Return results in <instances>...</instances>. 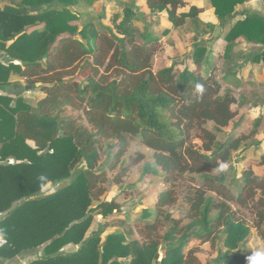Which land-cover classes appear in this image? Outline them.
<instances>
[{
	"label": "trees",
	"instance_id": "16d2710c",
	"mask_svg": "<svg viewBox=\"0 0 264 264\" xmlns=\"http://www.w3.org/2000/svg\"><path fill=\"white\" fill-rule=\"evenodd\" d=\"M94 1L10 0L0 9V232L6 240L0 264L33 255L29 264H250L244 246L252 229L264 243V175L249 167L237 176L232 156L264 120L263 114L250 120L259 105L248 101L237 76L247 64L264 68V15L236 11L252 0H207L215 25L200 20L203 10L185 0H143L148 15L164 16L170 28L156 34L147 24L140 31L134 23L146 24L145 16L129 4L111 25L101 17L80 30L71 25L77 17L70 8ZM33 7L41 9L33 13ZM187 23L194 26L191 50L153 71L162 40ZM241 40L254 50L236 51ZM220 42L218 56L212 48ZM217 57L235 70L217 72ZM12 76L37 86L42 97L26 104ZM227 127L238 136L214 149ZM131 140L151 150V158L129 154ZM102 151L109 162L100 161ZM142 161L139 181L165 187L154 191L151 207L135 218L126 214L120 232L102 241L112 222L89 232L93 218L121 213L115 200L100 201L107 172L120 184ZM219 164L227 170L217 172ZM258 165L264 166V153ZM186 175L201 180L184 198L185 214L175 217L167 208L180 205L175 184ZM48 184L55 189L44 194ZM230 202L247 205L252 218H238ZM193 241L218 244L215 257L202 262L187 251ZM69 245L77 250L64 253Z\"/></svg>",
	"mask_w": 264,
	"mask_h": 264
},
{
	"label": "rangeland",
	"instance_id": "374dc122",
	"mask_svg": "<svg viewBox=\"0 0 264 264\" xmlns=\"http://www.w3.org/2000/svg\"><path fill=\"white\" fill-rule=\"evenodd\" d=\"M8 4L7 0H2L0 2V8L4 7L3 4ZM129 4L133 5L135 11L139 14H143L145 16V24L144 21H138L134 24L136 27L142 31L144 25L149 24L150 31L160 34L162 31L160 20L155 19V16H149L148 10L144 7L142 1L140 0H95L92 5L85 6L82 5L80 7L70 8L71 12L76 14L77 20L71 22V25L76 26L79 30L86 23L97 24L98 20L101 17V23L106 25H111L113 19L120 20L122 16V5ZM214 12L212 10H207L204 14L200 15V20L213 19ZM215 22V20H214ZM221 32V30H220ZM219 32V34H220ZM194 34V26L190 23H187L182 28L171 29L169 35L162 40L165 45V50L163 53L158 54L152 60V70L156 71L162 67H168L174 62L182 61L186 48L188 51L191 50V37ZM210 36H205L204 39H208ZM206 47H211L206 45ZM224 47V42H220L218 45L212 48L213 53L215 55H221ZM255 47L250 46L248 48L245 47L242 43L239 44L236 48V51L242 50L243 53H250L254 50ZM4 63V62H3ZM215 69L217 72L223 70L224 73H230L234 71L230 65L224 63L221 57H217L215 60ZM248 65V64H247ZM251 67V71L249 70ZM264 69V68H263ZM261 66L258 65H248L244 69H238V79L240 78L241 82L244 85L243 92L246 94L248 101L251 104H258L259 106L251 111L250 120L255 119L257 116L263 114L264 116V70ZM15 84H18L17 82ZM19 85V84H18ZM24 82L20 83V94L21 98L24 102L30 106H33L38 99L42 97V94L36 89V87H32L29 91H24ZM67 113H71L74 116H78L80 113L78 110L71 111L70 109L66 110ZM252 126V125H251ZM208 128L211 125L207 126ZM243 135L248 134V130H242ZM238 134L231 131L230 127L224 129L223 133L217 137V141L214 145V149H218L219 146L226 140L236 137ZM260 140V141H259ZM198 143V141H194ZM30 146H34L33 143L28 142ZM128 153L136 156L138 154H142L145 159H149L152 156V151L144 146L141 142L137 140H131L129 143ZM264 153V120L261 127L258 130V133L250 138L243 150L234 152L232 156V166L237 174L240 176L243 169H248L252 167L259 174L264 175V166L258 165L260 162V156ZM110 157L108 153L102 151L100 154L101 162H109ZM143 165V161L136 164L134 167L130 168V170L126 173L125 176L121 178L120 184H115V172H107L108 182L106 183V193L100 198V201H110L115 200L119 206H121V213L116 214L113 212V216L108 220L101 219L100 216H95L91 223L89 232H92L98 228L99 224H103L107 221H111V228L106 229L105 233L101 236V240H105L106 236L111 233L120 232L123 226H119L118 222L122 221V219L127 214L130 218H135L141 211L145 208H149L154 203V191L158 189H163L165 185H163L159 181L151 180L148 182H140V169ZM200 176H189L186 175L183 179L178 181L175 185L177 188V195L179 198V202L181 207H173L167 208L169 213H172L173 216H183L185 214L186 206L184 203V198L186 195L191 194L192 190L200 183ZM55 187L51 184H48L44 187L43 193L50 194L54 191ZM235 190L232 189L231 193H234ZM231 210L236 214L238 218H245L249 220L251 217L250 209L247 205L238 206L235 203L230 202ZM250 206V205H249ZM252 218V217H251ZM129 224V223H128ZM131 226L133 223L130 221ZM131 238H139L137 234H133ZM218 244H212L209 242L200 243L198 241H193L187 251L191 250L197 253L199 259L203 262L209 263L216 255L218 250ZM76 247H68L65 252L71 253L76 251ZM244 250L246 253L250 254L252 257L256 255V253H260L264 255V243L258 237L256 230L252 229L251 231V239L244 246ZM162 257V255H160ZM36 258V255H33L27 259H16L17 261H12L11 263L6 264H29ZM20 259V260H19ZM204 262V263H205Z\"/></svg>",
	"mask_w": 264,
	"mask_h": 264
},
{
	"label": "crops",
	"instance_id": "0c3cea01",
	"mask_svg": "<svg viewBox=\"0 0 264 264\" xmlns=\"http://www.w3.org/2000/svg\"><path fill=\"white\" fill-rule=\"evenodd\" d=\"M2 0H0V2H1ZM140 1H142V3H143V0H140ZM187 3H188V6H196L197 8H200V9H202L203 10V12L200 14V15H202V14H204V12H206L207 10H212L213 12H214V9L211 7V5L209 4V2L207 1V0H204V1H200V0H185ZM7 2H8V4H9V2H10V0H7ZM7 3L6 4H3V5H8ZM4 6V7H5ZM3 7H1L0 9H2ZM188 8V7H187ZM236 11L237 12H241V13H245V14H257V15H260V16H263L264 15V4H263V2H262V0H252V1H249V2H246V3H244V4H242V5H239V6H237V8H236ZM200 15H199V17H200ZM214 18L213 19H206V20H202L203 22H205V23H211V24H215V25H217L218 24V20L215 18V16H213ZM239 18V16H237L236 17V19L235 20H237ZM159 20H160V25H161V28H162V30L163 29H165V28H170V25H169V23L166 21V19H165V17L164 16H161L160 18H159ZM214 20H215V22H214ZM234 20V21H235ZM219 28V27H218ZM220 30H221V28H220ZM243 44L245 47H247L248 46V48L251 46V45H249L248 43H246L244 40H241L240 42H239V44ZM238 44V45H239ZM0 60L1 61H4L5 60V57H4V54H0ZM15 64H18V62H14ZM248 65H250V64H248ZM248 65H246L244 68H246ZM243 68V69H244ZM251 67H249V70L251 71ZM263 69V68H262ZM264 70V69H263ZM10 80H11V82L12 83H21L22 82V80H20V79H18L17 77H15V76H12L11 78H10ZM18 85V84H17ZM68 247H71V245H69V246H67V247H65L62 251L64 252V253H66L65 252V250L68 248ZM72 247H76V246H72ZM77 248V247H76ZM39 255H41V253L39 254ZM29 257H31V256H28V257H24V258H21L22 260L24 259H27V258H29ZM16 259H18V258H16ZM16 259H14L13 260V262L14 261H17ZM20 260V259H19ZM12 262V261H11ZM11 262H9V263H11Z\"/></svg>",
	"mask_w": 264,
	"mask_h": 264
},
{
	"label": "clouds",
	"instance_id": "9594fccd",
	"mask_svg": "<svg viewBox=\"0 0 264 264\" xmlns=\"http://www.w3.org/2000/svg\"><path fill=\"white\" fill-rule=\"evenodd\" d=\"M196 91L202 93L203 92V86L200 84L196 85ZM227 170L226 164H219L216 171L217 172H223ZM250 264H264V255H261L260 253H256L255 256L250 257Z\"/></svg>",
	"mask_w": 264,
	"mask_h": 264
},
{
	"label": "water",
	"instance_id": "95a60500",
	"mask_svg": "<svg viewBox=\"0 0 264 264\" xmlns=\"http://www.w3.org/2000/svg\"><path fill=\"white\" fill-rule=\"evenodd\" d=\"M40 9H41V7H33V8H31L30 10H31V12L35 13V12L39 11ZM219 32H220V28H217L216 31H215V33H214V37H217L218 34H219ZM31 88H32L31 86H25V87H24V91L27 92V91H29ZM17 89H20V86H19V85H14V86H13V90H17Z\"/></svg>",
	"mask_w": 264,
	"mask_h": 264
},
{
	"label": "built area",
	"instance_id": "2783aa9c",
	"mask_svg": "<svg viewBox=\"0 0 264 264\" xmlns=\"http://www.w3.org/2000/svg\"><path fill=\"white\" fill-rule=\"evenodd\" d=\"M3 95V92L0 91V96ZM6 240L4 239V237L2 236L1 232H0V249L5 245Z\"/></svg>",
	"mask_w": 264,
	"mask_h": 264
}]
</instances>
